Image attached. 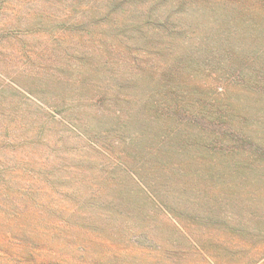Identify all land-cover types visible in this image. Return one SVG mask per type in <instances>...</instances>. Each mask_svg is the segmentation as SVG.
I'll return each instance as SVG.
<instances>
[{"label":"trees","instance_id":"1","mask_svg":"<svg viewBox=\"0 0 264 264\" xmlns=\"http://www.w3.org/2000/svg\"><path fill=\"white\" fill-rule=\"evenodd\" d=\"M0 46L4 64L31 65L19 74L41 93L36 102L18 82L10 97L0 89V218L32 262L92 257L107 237H96L98 216L120 220L121 236L125 207L170 216L157 195L171 194L176 178L187 192L195 166H264V0H0ZM43 48L57 62L44 64ZM97 167L102 185L91 187ZM115 179L137 199L105 183ZM58 180L72 185L61 203L34 184ZM263 198L231 212L238 219L182 230L181 241L252 239L246 214L264 237Z\"/></svg>","mask_w":264,"mask_h":264},{"label":"rangeland","instance_id":"2","mask_svg":"<svg viewBox=\"0 0 264 264\" xmlns=\"http://www.w3.org/2000/svg\"><path fill=\"white\" fill-rule=\"evenodd\" d=\"M6 51L8 52L9 49L6 50L0 46V53ZM78 52H80L79 49ZM14 54H17L15 50L11 57ZM2 56L0 54V66H2L0 67V89L4 86V90L1 96L10 97L14 92L16 93L18 88L15 83L18 82L21 88L19 91L26 90L24 93L28 92L26 95L37 102V95L41 93L35 95L27 90H32L33 85H39V81H33L31 77L25 78L24 75L19 74L23 67L30 69L31 65L21 64L17 58H13V61L17 62L6 65ZM37 57L43 60L44 64L57 62L56 55L48 48L39 49ZM4 59L5 63L8 62L6 54ZM116 68L124 67L118 65ZM16 75L20 76V79L17 80ZM22 86L27 89L22 90ZM212 163L214 165L210 170L208 168L198 169L200 166L194 167L195 173L190 177L187 192H182V186L187 184V180L176 178V181L172 183L174 188L171 194L163 197L157 195V200L165 204L170 216H164L154 208L138 211L125 207L124 236L120 235L123 228L120 220L116 221L106 216V221L101 223L102 218L99 216L94 220L90 219L93 224L100 226L96 237L107 236L106 239L103 237L105 244L95 243L92 246V257H82L81 261H76L75 264H264V237H257L252 214H246L245 218L240 217V224L249 230L248 233L252 239H246L245 234L239 232L238 237L232 233L233 239L224 236L221 242L216 244L213 240L215 237L207 236L206 239L199 241L200 244L206 241L204 248L181 241L182 230L188 231V228L197 227L196 232L200 234L201 228L212 229V223L218 216L233 215L231 212H237L238 215L240 209L249 211L256 196L264 197V176L257 174L264 168L261 162H254L253 167H248L246 170L241 165L235 166L232 162L224 163L221 159ZM98 168L92 170L93 179L89 182L91 187L102 185L100 174L96 171ZM197 170H205L204 178L196 176ZM123 180L115 179V182L106 180L105 183L111 188L117 186L125 189V200L137 199V195L132 197L134 191L131 194L126 193L129 185ZM58 181L59 184L51 187L45 182H34V184L40 188L41 194L56 197V202L61 203L69 196V188L71 189L72 185L62 180ZM182 213L183 217H181ZM233 217L238 219L237 216L233 215ZM231 223L237 224L236 220H232ZM22 225L25 226L26 223ZM227 225L237 228L229 222ZM8 227L9 222H2L0 218V264H49L47 259L32 262L26 253H19L20 247H24L20 245L22 240L16 236L17 234L8 230ZM2 230L5 231L4 234H1ZM255 234L256 236L253 237ZM63 238L61 237L60 240ZM65 240L68 239L65 238L63 242ZM56 248L57 246H52L47 250L42 248V251L54 254ZM224 249L229 250L230 253L224 252Z\"/></svg>","mask_w":264,"mask_h":264}]
</instances>
